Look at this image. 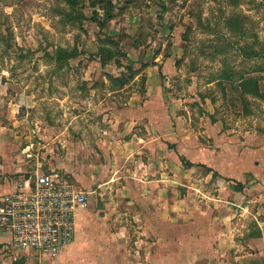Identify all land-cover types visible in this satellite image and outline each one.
I'll return each instance as SVG.
<instances>
[{"label":"rangeland","instance_id":"1","mask_svg":"<svg viewBox=\"0 0 264 264\" xmlns=\"http://www.w3.org/2000/svg\"><path fill=\"white\" fill-rule=\"evenodd\" d=\"M81 3L85 18L69 22L57 12L64 0H0V193L41 165L88 190L97 213L94 175L142 166L136 136L156 132L164 137L166 176L180 156L182 196L208 171L185 167L181 157L217 170L212 182L264 184L252 173L256 151L264 162V55H243L264 51V0ZM58 47L79 54L60 64ZM226 71L260 76L262 96L242 94L223 79ZM118 117L131 120L127 131L107 122ZM97 128L130 140L124 162L85 137ZM192 223H182V234L193 235Z\"/></svg>","mask_w":264,"mask_h":264},{"label":"crops","instance_id":"2","mask_svg":"<svg viewBox=\"0 0 264 264\" xmlns=\"http://www.w3.org/2000/svg\"><path fill=\"white\" fill-rule=\"evenodd\" d=\"M156 108L163 121L164 104ZM107 122L121 125L123 132L131 124L120 117ZM97 130L85 137L99 143L108 156L114 152L121 162L130 156L132 143L122 131L116 135L109 128ZM136 137L143 141L141 150L146 155L142 166L123 164L117 168L122 176L94 175L98 212L95 207L79 211L76 235L58 257L37 263L30 257L38 256L18 253L15 260L11 252L0 249V264H264V184L245 185L238 179L244 187L236 190L222 178L212 182L207 172L204 178L186 183L189 191L182 196L180 156L166 176L163 135ZM255 154L258 162L254 161L252 173L264 182L263 155ZM186 206L195 207V212L190 208L188 213ZM188 221L195 230L190 236L182 234V223Z\"/></svg>","mask_w":264,"mask_h":264},{"label":"built area","instance_id":"3","mask_svg":"<svg viewBox=\"0 0 264 264\" xmlns=\"http://www.w3.org/2000/svg\"><path fill=\"white\" fill-rule=\"evenodd\" d=\"M89 191L67 176L38 166L13 190L0 193V249L56 258L77 230L79 211L89 207Z\"/></svg>","mask_w":264,"mask_h":264},{"label":"trees","instance_id":"4","mask_svg":"<svg viewBox=\"0 0 264 264\" xmlns=\"http://www.w3.org/2000/svg\"><path fill=\"white\" fill-rule=\"evenodd\" d=\"M64 2L66 3L67 8L64 7L57 11L58 14H60L62 18H64L65 20L69 22L79 21L85 18V15L82 11L81 0H64ZM243 50L245 52V53L243 52V55L245 54L244 56L246 58H257V57L264 55V51H256V50L248 51L245 49ZM78 54L79 53L77 52L76 49L69 50L63 47H58L54 53V57L56 58L58 63L64 64L70 58H74ZM247 73L226 71V73L223 74V79L231 83H235L232 85L235 86L237 90L241 91L242 94H251L255 97H261L262 90H261V85H260V76H255V75L250 76V75H246ZM125 81L126 79H122V83H124ZM181 160L184 166L187 168H191L194 166H201V167L206 168L208 172H212L213 175L218 174L216 171H214L212 168H210L204 163H193L185 159L184 157H181ZM233 186L236 190H241L243 189L244 184L238 181Z\"/></svg>","mask_w":264,"mask_h":264}]
</instances>
